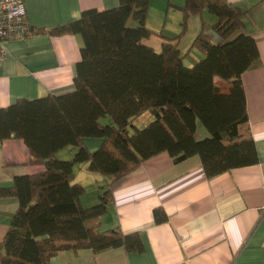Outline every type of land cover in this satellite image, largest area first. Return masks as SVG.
I'll return each mask as SVG.
<instances>
[{
	"label": "trees",
	"instance_id": "trees-1",
	"mask_svg": "<svg viewBox=\"0 0 264 264\" xmlns=\"http://www.w3.org/2000/svg\"><path fill=\"white\" fill-rule=\"evenodd\" d=\"M150 3L119 0L116 7L84 10L50 30L33 27L35 33L81 36V59L72 91L19 98L0 108V141L23 140L29 163L44 166L0 188V197L19 203L0 240V264H50L65 249L143 252L139 233L126 234L119 226L100 230L99 222L113 201L114 184L162 152L174 162L198 155L208 177L258 162L242 81L262 64L256 39L244 32L249 10L228 0H184L180 35L171 38L148 26ZM205 11L216 17L211 27L219 43L204 32ZM195 15L202 30L191 48L204 57L189 66L179 44ZM154 34L162 39L159 51L145 43ZM147 113L154 118L140 128L136 121ZM199 124L208 133L203 139L197 138ZM87 138L103 142L91 152ZM64 149L75 151L73 158H60ZM77 164L105 179L100 203L82 204ZM154 217L167 220L160 207Z\"/></svg>",
	"mask_w": 264,
	"mask_h": 264
},
{
	"label": "crops",
	"instance_id": "crops-1",
	"mask_svg": "<svg viewBox=\"0 0 264 264\" xmlns=\"http://www.w3.org/2000/svg\"><path fill=\"white\" fill-rule=\"evenodd\" d=\"M228 1L249 10L244 32L256 39L262 61L260 67L242 75L258 162L208 177L198 155L174 162L169 153L162 152L114 184L113 201L99 222L100 230L119 226L126 234L139 233L144 251L127 252L124 247L101 252L65 249L51 257L50 264H264V0ZM24 4L30 24L35 29L50 30L78 19L84 10L116 7L119 0H24ZM171 5L178 14H183L184 0H151L147 24L155 32L161 27L164 36L173 38L161 20L163 9L168 10ZM155 11L159 17L153 20L159 24L150 22ZM203 18L205 34L219 43L221 38L211 27L216 17L205 11ZM201 20L195 15L188 21L189 66L204 57L201 50L191 48L202 30ZM145 43L161 50L159 36H151ZM82 44L77 34L34 33L22 40L6 41L8 56L0 62V108L19 98L36 99L49 93L72 91ZM193 50L197 52L194 55ZM153 118L147 113L136 124L142 119L147 124ZM207 136V130L199 124L197 138ZM102 142V138L84 140L91 152ZM74 153L64 149L59 157L71 159ZM42 170L43 165L29 163V151L23 140L0 141V188L11 186L17 176ZM75 182L84 186L81 201L89 207L88 197H99L105 179L90 173L87 164H77ZM18 205L16 197H0V240ZM159 207L167 215V220L161 223L154 217Z\"/></svg>",
	"mask_w": 264,
	"mask_h": 264
},
{
	"label": "built area",
	"instance_id": "built-area-1",
	"mask_svg": "<svg viewBox=\"0 0 264 264\" xmlns=\"http://www.w3.org/2000/svg\"><path fill=\"white\" fill-rule=\"evenodd\" d=\"M34 33L24 0H0V62L8 56L6 41L22 40Z\"/></svg>",
	"mask_w": 264,
	"mask_h": 264
},
{
	"label": "rangeland",
	"instance_id": "rangeland-1",
	"mask_svg": "<svg viewBox=\"0 0 264 264\" xmlns=\"http://www.w3.org/2000/svg\"><path fill=\"white\" fill-rule=\"evenodd\" d=\"M171 4H173L176 7L174 2H172ZM174 6L171 5V7L168 10H167L168 7H165V9H163L164 13L162 14L161 20H162V23L165 24L166 32H168L167 34H171L172 36L176 37V36L180 35V32H181V22H182L183 14H181V15L178 14L179 11ZM153 14L151 13V21H150L151 24H159L158 20H153L154 17L157 18V16H158L157 11H155V13H153ZM130 23H132V22H130ZM159 32H161V27H160V29H158V33ZM153 36L158 37L157 34H154ZM155 40L159 41L157 38H155ZM180 42H181L180 47H181L183 53L184 54L187 53V31L181 37ZM195 51L196 50L192 51L193 55L197 53ZM185 58H186L185 64L187 65V57H185ZM145 125L146 124L143 123V119L140 120L138 126H140V128H143ZM98 177H100V176H98ZM97 194L98 193H95V195H97ZM93 199L94 198H91V196L88 197V203L87 204H89V206H93V205L100 203V198L98 197V195L96 196L94 201H93Z\"/></svg>",
	"mask_w": 264,
	"mask_h": 264
}]
</instances>
